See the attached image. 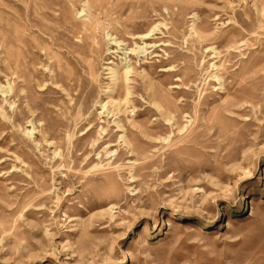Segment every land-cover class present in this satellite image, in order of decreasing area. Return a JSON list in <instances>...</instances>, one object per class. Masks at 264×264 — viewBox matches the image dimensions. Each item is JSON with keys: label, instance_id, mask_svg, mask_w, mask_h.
<instances>
[{"label": "rangeland", "instance_id": "374dc122", "mask_svg": "<svg viewBox=\"0 0 264 264\" xmlns=\"http://www.w3.org/2000/svg\"><path fill=\"white\" fill-rule=\"evenodd\" d=\"M0 264H264V0H0Z\"/></svg>", "mask_w": 264, "mask_h": 264}, {"label": "bare ground", "instance_id": "6f19581e", "mask_svg": "<svg viewBox=\"0 0 264 264\" xmlns=\"http://www.w3.org/2000/svg\"><path fill=\"white\" fill-rule=\"evenodd\" d=\"M150 35V33H144V34H139L136 38H147L148 36ZM140 40V39H139ZM11 64V62H10ZM9 64V65H10ZM131 65V64H130ZM11 66V65H10ZM11 68V67H10ZM166 71V69L164 70ZM15 72V71H14ZM120 72V71H119ZM132 72V68L128 67V66H124L122 68V71H121V78H122V81H121V84H120V87L118 88V92L122 93L123 90H125V97L124 99L127 100L129 99V96L131 97V89H136V86H132L130 85V79H129V75L130 73ZM115 74V73H114ZM117 75V74H116ZM118 76V75H117ZM134 76H132L133 78ZM117 78V77H116ZM138 79V77H137ZM117 80V79H116ZM133 84V83H132ZM138 84V83H137ZM141 84V82H140ZM8 88V87H7ZM11 91V90H10ZM8 92V91H6ZM133 94V93H132ZM130 100V99H129ZM132 100V99H131ZM153 102V101H152ZM156 102V101H155ZM129 103V102H128ZM192 210V207L191 206H184L181 211L182 212H187V211H191Z\"/></svg>", "mask_w": 264, "mask_h": 264}]
</instances>
